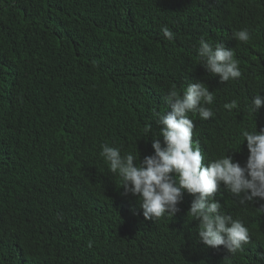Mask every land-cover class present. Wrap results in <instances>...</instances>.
Returning <instances> with one entry per match:
<instances>
[{"label":"trees","instance_id":"obj_1","mask_svg":"<svg viewBox=\"0 0 264 264\" xmlns=\"http://www.w3.org/2000/svg\"><path fill=\"white\" fill-rule=\"evenodd\" d=\"M241 29L247 43L231 39ZM202 38L234 51L241 78L220 84L198 64ZM196 81L215 97L213 118L192 116L203 163L228 152L243 166L246 142L229 152L241 129L264 128V106L247 111L264 95V0H0V264H227L197 241L190 195L174 217L145 221L100 155L104 143L152 155L163 96ZM216 198L252 237L231 264H254L260 204L240 206L223 186Z\"/></svg>","mask_w":264,"mask_h":264},{"label":"clouds","instance_id":"obj_2","mask_svg":"<svg viewBox=\"0 0 264 264\" xmlns=\"http://www.w3.org/2000/svg\"><path fill=\"white\" fill-rule=\"evenodd\" d=\"M161 31L169 41L175 38L166 26ZM231 39L247 43L250 33L241 29L233 32ZM196 59L207 73L219 78L220 84L242 76L234 51L217 41L200 39ZM253 96L247 104L252 120L264 106V95ZM214 100L213 91L200 81L188 82L182 90L173 85L163 96L171 110L154 113L152 121L160 126V131L153 134L152 155L140 161L136 148L122 154L120 147L108 143L102 145L100 155L109 171L119 177L118 189H123L121 196L135 198L145 221L174 217L180 211L184 193L190 195L192 202L186 215L198 221L197 241L214 250L222 247L228 254L224 262L231 264L232 258L244 252L252 237L242 219L221 211L216 194L223 186L238 205L247 207L259 203L257 210L264 212V203H261L264 202V128L257 132L254 124L251 130L241 129L236 149L229 152H238L241 144L246 142L248 156L243 166L228 152L205 165L199 142L193 139L196 125L192 116H198L202 121L213 118L215 112L211 105ZM223 107L231 112L238 104L232 100ZM151 131L150 122L143 126L146 136ZM136 214L133 210V215ZM91 246L89 242L88 247ZM261 262H264V252L256 253L254 264Z\"/></svg>","mask_w":264,"mask_h":264}]
</instances>
